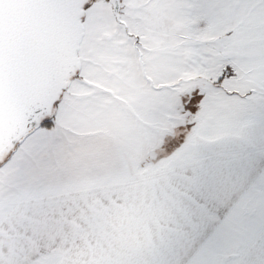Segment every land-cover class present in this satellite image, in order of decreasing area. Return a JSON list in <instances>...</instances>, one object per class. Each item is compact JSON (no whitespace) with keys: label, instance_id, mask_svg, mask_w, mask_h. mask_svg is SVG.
Wrapping results in <instances>:
<instances>
[{"label":"crops","instance_id":"1","mask_svg":"<svg viewBox=\"0 0 264 264\" xmlns=\"http://www.w3.org/2000/svg\"><path fill=\"white\" fill-rule=\"evenodd\" d=\"M229 9L230 66L239 84L258 93L232 101L233 140L226 148L187 164L170 161L148 180L131 175L135 168L141 174L143 162L130 161L113 132L88 130L82 115L56 113L64 128L38 127L0 164V263L30 264L33 249L55 239L63 250L100 215L110 223L105 233L124 248L123 225L134 218L138 241L144 226L155 227V242L173 250L236 249L231 264H264V0H236ZM98 146L110 152L103 164L96 160ZM145 211L157 219L145 223Z\"/></svg>","mask_w":264,"mask_h":264},{"label":"rangeland","instance_id":"2","mask_svg":"<svg viewBox=\"0 0 264 264\" xmlns=\"http://www.w3.org/2000/svg\"><path fill=\"white\" fill-rule=\"evenodd\" d=\"M234 1L120 0L117 22L107 0H89L81 19L80 69L41 127L64 128L56 113L75 120L82 115L88 130L113 132L130 161L143 162L141 174L135 168L131 175L148 180L170 161L187 164L208 150H224L233 140L232 101L258 93H249L237 82L229 63V7ZM225 93L232 98L227 100ZM117 151L113 147V153ZM95 153L101 164L110 155L105 146H98ZM151 195L146 191L145 200ZM134 200L130 196L136 210ZM145 212V223L157 219ZM135 220L123 225L128 226L127 248L112 241L105 233L109 220L98 215L90 218L87 234L72 245H62L65 249H59L56 239L46 249L34 248L30 264H231L237 256L236 249L173 250L171 243L155 242V227L144 226V241H138L131 233ZM81 224L83 230L87 222Z\"/></svg>","mask_w":264,"mask_h":264},{"label":"water","instance_id":"3","mask_svg":"<svg viewBox=\"0 0 264 264\" xmlns=\"http://www.w3.org/2000/svg\"><path fill=\"white\" fill-rule=\"evenodd\" d=\"M89 0H0V164L49 119L80 69ZM117 22L120 0H107Z\"/></svg>","mask_w":264,"mask_h":264}]
</instances>
